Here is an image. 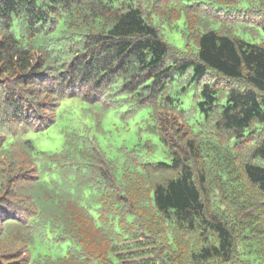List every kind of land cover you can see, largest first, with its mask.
Instances as JSON below:
<instances>
[{"label":"trees","instance_id":"1","mask_svg":"<svg viewBox=\"0 0 264 264\" xmlns=\"http://www.w3.org/2000/svg\"><path fill=\"white\" fill-rule=\"evenodd\" d=\"M181 1H193L198 6L206 0H0V80L8 76L20 96L12 98L6 89H0V101L11 109L5 120L0 115V136L6 135L0 141V239L11 236L25 243L29 254L26 264H98L94 260L98 254L118 250L119 243L127 238L120 237L119 230L124 233L120 216L102 212V189H119L117 195L126 200L118 181L124 167L125 173L133 175L129 163L132 155L139 158L144 176L152 175L156 166L155 172L159 171L156 173L163 180L141 204L155 209H141L147 210V216L153 214L164 221L147 217L144 222L154 224L162 242L168 244L167 232L175 228L190 242L189 259L187 246L180 248L178 244L173 252L176 260L188 259L189 264H264V236H259V241L244 240L241 246L225 214L207 209L193 167V158L201 150L197 149L200 137L193 133L180 97L187 83L199 86L204 82L197 106L207 120L214 121L215 134L227 136L226 143L233 144L229 169L233 171L240 162L238 144L253 139L249 144L252 162L243 164V173L264 194V40L251 43L225 27L221 31L209 29V23L198 15L188 17L185 23L195 51L186 55L174 50L163 26L179 20ZM261 26L264 32V23ZM190 70L181 90L169 92ZM208 76L229 82L225 103L219 101V89L206 81ZM46 99L55 102V118L35 120L37 131L25 136L8 135L2 129L9 118L27 122L34 106ZM106 100L112 104L106 107ZM19 101L26 103V119ZM66 101L92 113L98 124L112 112H123L125 105H129L127 112L134 120L146 113V131L160 145L148 139L144 148L150 154L162 146L167 159L159 156V162L149 161L142 158L144 149L128 146L120 147L123 154L113 159L96 137L93 141L76 131L67 132L60 152L37 150L27 135L56 124ZM177 113L184 118L188 131ZM167 129L173 131L176 140L168 136ZM153 155L157 157L155 152ZM227 175L236 178L231 172ZM120 204L115 207L121 208ZM141 222V229L146 231L148 223ZM146 232L140 230L139 236L149 239ZM7 264H16V260L8 259Z\"/></svg>","mask_w":264,"mask_h":264},{"label":"rangeland","instance_id":"2","mask_svg":"<svg viewBox=\"0 0 264 264\" xmlns=\"http://www.w3.org/2000/svg\"><path fill=\"white\" fill-rule=\"evenodd\" d=\"M192 2L193 1L188 4L184 1L182 2L183 9L180 8V18L176 24L170 25L167 23L163 26V34L174 50H180L186 55H190L195 51V44L190 41V30L188 31L185 23L188 17L193 19L198 15L203 16L202 20L209 23V29L221 31L222 28L225 27V30L229 29L230 33L251 43L259 44L264 40V32L261 26V24L264 23V0H206L198 4L201 8L193 5L195 3L192 4ZM205 3L207 5H205ZM208 8L212 9L208 10ZM198 24H195L194 27L199 26ZM224 33H226V31H224ZM191 72L190 70L183 78L179 77L168 91L175 94L178 90H181L182 85L186 83ZM7 77L8 76H4L1 78L0 89H6L12 98H20L19 90H15V82H10ZM206 81L213 83L219 89V101L220 103H225L226 93L228 91L226 87H230L229 82L219 78V76H208ZM239 83L241 82L237 84ZM203 84L204 82L197 86L196 83L192 85L187 83L186 90L180 95L183 100V105L188 110L189 125L193 133L197 137H200L197 138V142L201 145L197 147V149L201 150L198 152L199 156L193 158V167L197 182L202 186V190L204 191L207 209L209 212L211 211L213 213H217V209H219L220 212L225 214L228 220L227 222L229 223L228 226H232L231 230H233L239 245L242 246V242L247 239L259 241V236H264V203L261 202L262 198H264V194L259 192L256 186L252 185L243 173V164L252 162L249 144L253 139L245 140L238 144L237 151H239L238 157H240V162L238 165L233 166L234 172L231 171L229 169V159L230 155H232L231 150L233 144L230 142L226 143L228 141L227 136L215 134L214 121L207 120L205 115L201 114L197 106V102L200 100L199 92ZM240 87H244V84L241 83ZM6 91L4 90L3 93L6 94ZM17 104L19 109L24 112L26 119L29 113L25 110L26 103L24 104L19 101ZM111 104V100H106L104 103L106 107ZM150 104H152V101H150ZM62 106L63 107L58 112L56 124L53 123L50 128L40 133L27 135H30V139L34 142L37 150L52 153L60 152L64 149L67 132L76 131L91 137L93 141H95L94 137H96L105 153L113 159L120 158V153L123 154V151L119 148L124 146L144 149L141 152L143 154L142 158L146 160L149 159V161L159 162L160 160L156 159L159 156L163 159H167L168 157V153L162 146H156L154 149L155 156L157 157H154L153 151L148 154L145 150V141L148 139L160 145L157 139L149 135L148 131H146L147 124L145 120L148 118L146 113L141 114L134 120L127 112L129 105H125L121 108L123 112L117 114L112 112L109 114V117H106L103 124H98L92 113L84 111L81 106H78V103L72 104L71 101H66ZM144 106H149V104H145ZM3 107L5 108L3 109ZM54 107L55 102L46 99L45 103H40V106H34V114H29L34 118L28 116L27 122L25 123H17L15 120L13 121V119L9 118V120L4 122L2 129L5 130L8 135L16 134L26 136V134L31 131H37L38 125L35 124V120L42 121V118L46 117L50 119L55 118ZM56 107H58L57 101ZM10 111L11 109L0 101V115H4V120ZM175 115L179 118L180 123L184 125V118L179 116L178 113ZM19 121L21 122L22 120ZM137 122L139 123L137 124ZM150 124L152 125V123ZM140 126H143V128ZM184 127L188 131V128H186L187 126L184 125L183 128ZM168 130L169 129L165 130L168 132V136H173L176 140L175 136L172 135L173 131ZM139 136L142 137L138 138ZM216 136L219 137V139H217ZM1 139L5 140L6 135H4L3 138L0 136V141ZM21 139L23 140V138ZM154 143L151 144V147L155 146ZM176 145L177 143H175L174 146ZM130 158L129 163L132 165L133 175L130 172L131 176L128 172L125 173L127 168L124 167V172L119 174L120 182H122L120 183L118 181V187H121V191L125 195L126 200L121 199L119 195H117L119 189L114 188L111 190L107 188L102 189L104 191V197H102L101 200L104 203L102 212L106 216L116 213L120 216V224L124 231V233H122V231L119 230L120 237L127 238V240L119 243L118 250H113L112 252L111 249H107L103 254H98L94 260L98 264H189L188 259L191 251L189 246L190 242L184 237L185 234L182 235L184 232L176 228V231H173V229L169 230L167 235H170V238L167 244L166 241L162 242V237L160 235H156L158 231L155 229L154 224L150 225V222H144L147 217L150 218L151 221H164L163 218L156 217V215H146L148 214L147 210H149L152 205L143 206L147 209H145V211L141 209L143 208L141 204L146 203L153 186H155L157 182L163 181L160 174L156 173L159 171L155 172L156 166H153V174L150 175L145 173L144 176L142 164L140 160H138L139 158L133 155ZM123 161V158H121L120 162L123 163ZM23 163L24 166H27L26 169H29L26 161H23ZM130 164H128L127 161V166H130ZM106 167L108 166L106 165ZM128 168L131 169V167ZM111 171H109L110 175L113 173ZM228 172H231L236 178H229L227 175ZM123 175H125L124 178ZM11 182H14V179H12ZM10 183H6L5 186ZM216 199L218 204L215 205ZM0 201H2V199H0ZM8 201H11L10 198H8ZM118 202H121V204ZM8 204L13 208L12 205L14 203L10 202ZM119 204L121 208L115 207V205L118 206ZM217 206L219 208H217ZM5 221L6 220H3V223ZM141 221H143L144 224L148 223L145 229L150 232L141 229ZM149 225L151 226L150 229H148ZM140 230L142 234L143 232L148 233L149 239L140 237ZM137 236L139 237L137 238ZM187 237H189L188 234ZM166 238L167 237H165V239ZM191 239L193 240V238ZM178 244H180V248L187 246L189 249L186 252L188 259H183L182 262L176 260L175 254L173 253L177 250ZM26 248L25 243L17 242L12 239L11 236L6 237V239H0V264H7L8 259L16 260V264H26L29 257ZM17 259L20 261L17 262Z\"/></svg>","mask_w":264,"mask_h":264}]
</instances>
